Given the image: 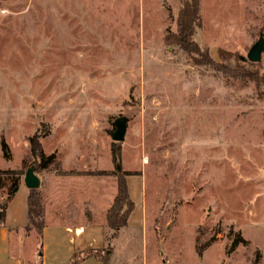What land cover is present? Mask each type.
<instances>
[{"label":"rangeland","instance_id":"374dc122","mask_svg":"<svg viewBox=\"0 0 264 264\" xmlns=\"http://www.w3.org/2000/svg\"><path fill=\"white\" fill-rule=\"evenodd\" d=\"M181 7L0 0V207L9 173L37 168L33 136L47 156L56 154L39 177L66 170L112 186L117 146L137 208L113 240L116 260L264 264V53L259 65L239 62L264 36V0H201L196 34L217 63L255 79L196 65L167 43ZM119 117L129 122L115 145ZM38 242L36 235L29 246Z\"/></svg>","mask_w":264,"mask_h":264},{"label":"crops","instance_id":"0c3cea01","mask_svg":"<svg viewBox=\"0 0 264 264\" xmlns=\"http://www.w3.org/2000/svg\"><path fill=\"white\" fill-rule=\"evenodd\" d=\"M40 179L46 223L42 258H39V242L33 247L29 246L37 234L34 231L27 234L25 231L28 224L29 190L23 179L18 192L7 204L5 223L0 225V264H70L76 252L105 249L110 236L107 213L117 195V182L116 186H112V180L70 174L66 170L62 173L45 172ZM127 182L130 198L137 208L129 179ZM134 190L138 193L139 185ZM143 190L140 192L143 193ZM132 218L127 227L131 225ZM138 218L137 227L142 229V215ZM116 253L113 247L108 264H148L145 258L136 262L118 261ZM82 264L105 263L91 258Z\"/></svg>","mask_w":264,"mask_h":264},{"label":"trees","instance_id":"16d2710c","mask_svg":"<svg viewBox=\"0 0 264 264\" xmlns=\"http://www.w3.org/2000/svg\"><path fill=\"white\" fill-rule=\"evenodd\" d=\"M181 2V9L179 12L177 20V32L169 36L166 40L167 43L177 45L196 65L200 66H209L214 68L217 71L224 70L233 78H256L257 76L246 70L242 66H238L236 70L232 71L225 67L223 64L217 63L212 57L209 50H203L197 39L196 34L199 29L202 27V14H201V0H179ZM222 56L230 55L226 52H220ZM240 64L247 63V61L242 60V57L239 58ZM251 66L259 65V63H249ZM228 70L230 72H228ZM251 73V74H250ZM258 85H260V81ZM32 155L34 157V163H37V170L44 171L46 170L53 162L56 160V154H51L47 156L43 150L42 143L39 136L35 135L29 139ZM115 145H118L115 143ZM1 146L4 156L7 159H11L10 148L4 138L1 140ZM112 163L117 169V173H114L113 176L116 178L117 182V195L115 197L112 207L107 213V225L111 230L109 236V244L103 250H90L85 252H76L70 262V264H82L84 261L95 258L98 261H101L105 264L109 263L111 255L113 253L112 242L115 240L121 229L127 227L129 220L134 212L136 205L130 198L129 188L127 178L129 174L126 171L122 170V159H121V150L119 147L114 146L112 149ZM36 170V173H37ZM4 173L0 172V175ZM12 176V186L8 192V197L6 202L0 207V225L5 223V210L8 202L11 198L18 192L21 177L25 175L23 172H10ZM100 176H106L108 174L101 173ZM112 176V175H111ZM45 201L43 193L40 189L29 190L28 195V224L25 228L27 234L35 232L39 237V258H42V240L43 232L45 229ZM238 243V242H236ZM202 250L199 248L198 252L201 255Z\"/></svg>","mask_w":264,"mask_h":264},{"label":"water","instance_id":"95a60500","mask_svg":"<svg viewBox=\"0 0 264 264\" xmlns=\"http://www.w3.org/2000/svg\"><path fill=\"white\" fill-rule=\"evenodd\" d=\"M264 53V36L261 35L259 40L250 49L247 60L250 63H259L262 60V54ZM129 119L127 117H119L115 120V131L112 134V140L114 143H123L126 138L127 127ZM36 166H31L27 169L24 176V183L28 190H37L41 188V179L36 173Z\"/></svg>","mask_w":264,"mask_h":264}]
</instances>
